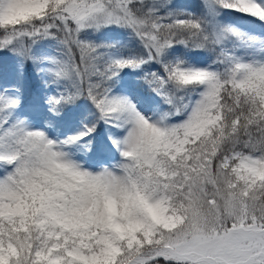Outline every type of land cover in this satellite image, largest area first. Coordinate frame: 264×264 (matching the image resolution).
<instances>
[{
	"label": "snow or ice",
	"instance_id": "6c2138e0",
	"mask_svg": "<svg viewBox=\"0 0 264 264\" xmlns=\"http://www.w3.org/2000/svg\"><path fill=\"white\" fill-rule=\"evenodd\" d=\"M225 13L264 27V0H0V52L56 88L51 135L0 88V264H264V33Z\"/></svg>",
	"mask_w": 264,
	"mask_h": 264
},
{
	"label": "rangeland",
	"instance_id": "374dc122",
	"mask_svg": "<svg viewBox=\"0 0 264 264\" xmlns=\"http://www.w3.org/2000/svg\"><path fill=\"white\" fill-rule=\"evenodd\" d=\"M174 6L180 7H194L198 0H172ZM228 23H234L240 26L242 31L251 30L255 33H264V27L253 24L248 20L240 21L238 16L233 14H222ZM108 34V37L106 38ZM120 34V30H102L101 32L91 35L90 38L97 42L104 41L111 36ZM45 49H48V44L45 42L43 45ZM51 50V49H49ZM182 51V50H178ZM204 53L189 52L188 56L193 59L202 58ZM0 88H19L20 89V107L17 112L21 118H24L31 127L39 128L52 134V128H46L45 115H51L47 112L48 105L45 103L46 97L53 95L56 92L54 86L45 87L43 80L44 77L39 75L36 71V65L30 61L22 62L21 57L13 54L11 51L0 52ZM152 68L157 67L152 65ZM144 70H148L147 67ZM142 71H132L130 69H124L120 73L119 82L115 86L117 92L126 95H138L142 92H146L147 88L140 79ZM31 92V95H30ZM94 109L89 101L85 99H78L71 104L65 105L62 114L81 113L86 116L89 121L94 120ZM80 122H74L71 129L65 130V134H72L78 127ZM109 129L104 123H100L94 135L93 144H97L100 141L107 143ZM78 157H83L84 161L88 165L95 166V158L92 154L77 153ZM115 161H109L114 163Z\"/></svg>",
	"mask_w": 264,
	"mask_h": 264
},
{
	"label": "trees",
	"instance_id": "16d2710c",
	"mask_svg": "<svg viewBox=\"0 0 264 264\" xmlns=\"http://www.w3.org/2000/svg\"><path fill=\"white\" fill-rule=\"evenodd\" d=\"M223 21H224L225 23H228L226 18H223ZM0 65H1V64H0ZM146 91H147V90H146Z\"/></svg>",
	"mask_w": 264,
	"mask_h": 264
}]
</instances>
